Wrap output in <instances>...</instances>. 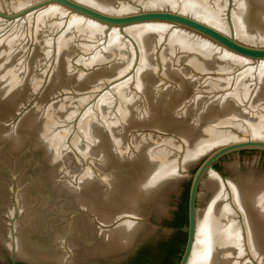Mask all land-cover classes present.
Wrapping results in <instances>:
<instances>
[{
  "label": "water",
  "instance_id": "water-1",
  "mask_svg": "<svg viewBox=\"0 0 264 264\" xmlns=\"http://www.w3.org/2000/svg\"><path fill=\"white\" fill-rule=\"evenodd\" d=\"M26 0H0V20Z\"/></svg>",
  "mask_w": 264,
  "mask_h": 264
}]
</instances>
